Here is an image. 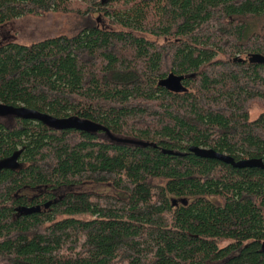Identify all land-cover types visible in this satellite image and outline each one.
<instances>
[{"label": "trees", "instance_id": "obj_1", "mask_svg": "<svg viewBox=\"0 0 264 264\" xmlns=\"http://www.w3.org/2000/svg\"><path fill=\"white\" fill-rule=\"evenodd\" d=\"M50 12L89 24L3 42L0 104L108 134L0 116V264H264V169L189 151L264 164V0H0V27ZM82 184L116 193H54Z\"/></svg>", "mask_w": 264, "mask_h": 264}, {"label": "rangeland", "instance_id": "obj_2", "mask_svg": "<svg viewBox=\"0 0 264 264\" xmlns=\"http://www.w3.org/2000/svg\"><path fill=\"white\" fill-rule=\"evenodd\" d=\"M81 4L80 1H77ZM88 17L80 16L75 12L71 13H54L50 12L43 16H27L22 17L0 27V46L4 42H14L19 44H31L34 42L42 41L44 39L65 35L73 36L82 27L89 24ZM91 20L96 21L100 27H109V20L101 13L92 15ZM90 20V21H91ZM153 39V37H149ZM162 40H159L161 42ZM239 58H245L241 56ZM247 59V58H245ZM260 60L261 57H256ZM264 111V103L253 102L249 108V118L251 120L257 118ZM87 192L97 194H114L110 187L100 184H82L77 187L63 188L54 191L57 195H62L67 192ZM26 194L32 195L35 191H25ZM77 218H86V216H75Z\"/></svg>", "mask_w": 264, "mask_h": 264}, {"label": "water", "instance_id": "obj_3", "mask_svg": "<svg viewBox=\"0 0 264 264\" xmlns=\"http://www.w3.org/2000/svg\"><path fill=\"white\" fill-rule=\"evenodd\" d=\"M185 78H186L185 76H178V75L171 73L167 77L161 79L158 82V86L170 92L181 93L185 91V88L182 84ZM6 115H15L25 120L38 121L51 128L58 129V130L75 129L81 132H100L101 131V132H105L108 134V131L104 127L96 123H93L89 120H81L80 118L75 117V116H70V117H65V118H55L48 114H44V113L29 109L23 106L14 107V106L0 104V116H6ZM139 144L143 146H147V144L145 143H139ZM189 151L198 157L216 159L224 163L230 164L236 168L258 167V168L264 169V164L260 161L242 160V161L236 162L230 156L226 154L218 153L212 149L192 146L189 148Z\"/></svg>", "mask_w": 264, "mask_h": 264}]
</instances>
